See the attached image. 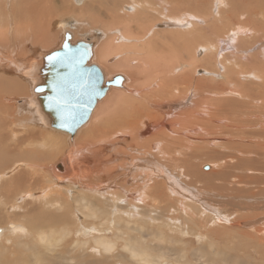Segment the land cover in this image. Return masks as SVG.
I'll list each match as a JSON object with an SVG mask.
<instances>
[{"label": "bare ground", "instance_id": "obj_1", "mask_svg": "<svg viewBox=\"0 0 264 264\" xmlns=\"http://www.w3.org/2000/svg\"><path fill=\"white\" fill-rule=\"evenodd\" d=\"M66 1H68V0H66ZM110 1L111 0H106V2H109V3H110ZM115 1H117L119 3L118 0H115ZM156 1H158V0H156ZM180 1H182V0H180ZM113 2L111 1V4ZM222 2H223V0H222ZM9 3H10V1H9ZM18 3H20V2H18ZM25 3H27V2H25ZM76 3L82 4L83 0H75V4ZM130 3H132V2H130ZM51 4H52V2H51ZM34 5H35V3H34ZM85 5H87V3ZM164 5L166 6V2L164 3ZM175 5H179V4L176 3V4H174V6ZM19 6H23V4H21ZM63 6L64 5H62V7ZM91 6H93V7L97 6L98 9H101L103 7V3H102V1L97 3V4L91 3ZM105 6H107V5H105ZM135 6L138 9H141L143 14L145 12H150V8H152L151 10L156 9V3L152 2L151 0H138L137 3L135 4ZM68 7H69V5H68ZM112 7H115V5H113ZM184 7H186V5ZM104 8L105 7H103V9ZM164 8L166 9V7H164ZM11 9H12V7H11ZM45 9L47 10V7H45ZM64 9H65V7H64ZM98 9H97V14H98ZM106 9H108V8H106ZM184 9L186 11V8H184ZM14 10L16 11V9H14ZM75 10H76V8H75ZM109 10L112 11L113 9H109ZM26 11H28L27 8H26ZM117 11H119V10H117ZM172 11H174V10H172ZM189 11H191V10H189ZM189 11H188V13H189ZM207 11H209V10H207ZM210 11H213V10L211 9ZM49 12H51V11L49 10ZM53 12H55V10H53ZM53 12H52V14H53ZM90 12H93V11H89V13ZM248 12L251 13L252 11L249 9ZM71 13H73V12H71ZM124 13L128 14L127 19H125L127 22L124 21L120 15H118V19L120 18V22H121V20H123L125 22L123 29L125 31L126 30L129 31V27L131 26V20H132L131 19V16H132L131 13L132 12L130 11L129 7L124 6V8L121 9L122 16L124 15ZM138 13L141 14L140 11ZM195 13H197V12H195ZM21 14H23V13H21ZM65 14H67V13H65ZM162 14L167 15V14H165V12H162ZM217 14H219V13H217ZM49 15H51V14H49ZM70 15H72V14H70ZM137 15L138 14L136 13V16ZM157 15H158V12H157ZM238 15H239V13L237 11H235L234 14H232V15L226 14L225 16L222 17L221 26H224V24H228L229 26H232V24L235 23L234 22V20L236 19L235 17ZM77 16H78V14H77ZM144 16H145V14H144ZM210 16L211 15H209L208 17H210ZM111 18H115V17H111ZM22 19L23 18H21V20ZM83 19H86L89 22L93 18L92 17L90 18V16H89L88 18H82V20ZM118 19L114 20V21H118ZM6 20L9 22L10 19L6 18ZM26 20H22L21 21L22 23H19L18 20L14 21V19H12V21H14L13 26L11 25L12 23L9 24L6 21V24H4L2 22V20H0V42H2L3 45L5 44L8 46V47L6 46L7 49H2L0 47V69H3L5 71L6 70L9 71L10 69L11 70L13 69L11 71L12 73L9 71L12 76L15 74L14 71L18 69L17 71H15L16 73L19 74L20 71H23L22 73L20 72L22 76L28 78L31 81V83L34 80L32 87L35 88V86H36V88L34 89L36 91L32 90V94L30 97L16 98L15 102L18 104H26L27 106L34 109V111L37 114L36 122H39L40 124L50 128V129L55 130L56 132H63V134L64 133L69 134V147L67 148L63 157H61L58 161H55V163L51 166L52 171L56 174V176L58 178H62L61 180L65 179L66 177L67 178L69 177L68 179H65L64 181H60L57 178V180H59L57 182V185L65 183L64 184L65 186H63V185L59 186L60 187L59 189H62L61 191H64L63 193H65L69 189H80V188L81 189L87 188V190L92 189L94 191H97L100 195L104 194L101 196V198L107 197V198L112 199L111 202L116 206L115 209L116 210L119 209L117 212V213H119V215L116 214V216H115L119 220H124L125 219L124 217H127V218L132 219V220H134L133 218L136 216L139 217V219L134 223H131L129 220H127L126 224L124 225V227L126 228L125 230H127V231L121 230L119 228L120 225L118 223H117L116 228H115L116 234H117L116 238L117 239H120V238L125 239V242H124L122 247L124 250H126L132 256V258L136 257L140 262H143L145 264H166L164 258L166 256L165 254L168 253V251H171L170 247H172V250L176 249L180 252L187 251V253H189L188 248L190 246V243L177 245V243L174 242V244H172V246H170V247H168L167 245H166L167 246L166 247L164 244L161 245L160 242L154 243L153 240L158 239L159 237L163 236L164 234H166V235L169 234V233H167V229H171L173 233H179V231L183 227V226L180 227V225H182L183 222L179 220L173 224H170V226L166 227V225H165L163 228H161V226L164 224H159L158 222H160V221L163 222V216H167V215H163L165 211L172 210V211L177 212L178 210L179 211L191 210L193 212L192 214H185V217L187 219L189 218V221H191V219L194 218L195 216H200L201 218H203V220L207 219L210 222H215L216 219H221L222 214H220L221 212H218L219 210L215 211L214 204L211 201H207L206 199L216 198L215 203H222V204L224 202H228L229 199H228V196L226 195V192H225L227 190L234 192L237 195L239 192L245 190L248 194H250L251 196H254L252 198L256 197L258 199L264 194V187H259V189H257V187H256L257 183L259 184V182L260 183L264 182V177H260L259 174L257 173L258 175H255V176L260 177V179H259L260 181L257 180V181H259V182H257L256 177L253 175V173L256 174L258 169L259 170L264 169L262 166H260L261 162L258 160V158H259V156H261V154L264 155V91H262V90L258 91V89L256 91H244L243 90V91H240L241 94L237 93L238 94L237 96H239L240 99L233 98V97H228V98H224V99H209V96L206 95L205 91H173L175 76H174V73L171 69H173L174 67H172V66L167 67V64L170 63L172 60H174L176 55L178 53H180L181 51L180 50L176 51L175 48L170 47V50L168 52H166L165 54H163L165 51L158 47V41L157 40H155L153 43H148V44L144 45V47H143V56L150 61V64L149 65L141 64V65L136 66L135 69H131L133 72H135L133 75L134 83H136L137 86H143L146 84L147 85L146 88L147 87L150 88V90H148V91L146 89H143V88L141 90H137V88L133 87L132 85H130V83H128L129 77L125 73H115L112 75H107L105 72L107 70L110 71L111 70L110 68H112V67L122 65L119 62L109 64L108 61H110V58H112V56L109 58V56L112 53H114L116 51L118 54L117 50L124 49V46H121L120 44L114 43V40L112 38L109 39L108 41L102 43L101 45H99L98 44L99 40L102 39L100 36V35H102L101 32H97V34H94V35L93 34L92 35H89V34L85 35L84 34L83 38L80 40L79 39L78 40L73 39V37L71 38V35H70L71 31L68 29H65L68 26V22L63 21L60 23V25L62 27H64L63 33H62L63 37H62V41H61L62 44L60 43L61 46L65 42H69L71 44H75L79 41L86 42L89 45L91 52H92V54H91L92 59L89 60L88 64H93L92 61H93L94 57L96 56L95 53H97V51H98L99 57L101 58V61L104 64L103 65L104 69L100 65L99 66L101 67V71L103 73V87L106 88L105 94H108L109 96H108V98L106 97L107 99H105V98H103V96H105V94H104L101 98H99L97 100L96 104L98 105L104 99L105 100L103 103H105L109 99H113L115 101V105L112 108H110V110L107 112V114L104 115L105 117H103V118L101 117L102 119L99 122L94 123V125H92L93 127L89 125L90 128L92 127L91 130H90V128L89 129L85 128V130H87V131L90 130V131L87 133L84 132V134H82V136L79 139V141L81 140L80 142L76 139L79 143L75 147L74 140L77 137V135L79 134L78 133V132H80L79 130L82 129L83 127H85L86 124H82V126H80L81 128L78 127L76 129L77 131L75 130L74 132H70V131L65 130V129H60L56 126L57 116L55 114V110L54 109H45V105H44L45 96L50 92V84L54 81V78H55V75H54L55 67L52 65V62H50V53L61 48V46L59 45V47L57 49L56 48L54 50L52 49V51L50 50V51H40L39 52V50H36V52L34 54L38 53V55L29 56L26 59H24L23 62L20 61L19 56H16V54H18L17 53L18 51L15 49V46H14V44L15 45L17 44V37L19 36L18 34H22V35L29 34V35H31L30 32H33L36 29L38 30L40 28V25H41V23L40 24L37 23V20L33 21V19H32L33 22L28 21L29 19L27 21ZM44 20H46V18H44ZM75 20H77V18ZM114 21H113V23L115 24ZM55 22H56V20H55ZM94 22H95V20H94ZM94 22H93V24H94ZM98 22H102V21L99 20ZM98 22H96V24ZM51 23H53V22L51 21ZM51 23L48 22L47 25L48 24L51 25ZM106 23H108V22H106ZM121 23H123V22H121ZM211 23H212V21H211ZM213 23H214V21H213ZM43 24H42V26H43ZM237 24H235V25H237ZM45 25H46V23H45ZM50 25H48V26H50ZM102 25H104V22L101 24V26ZM38 26H39V28H38ZM48 26H47V30H48ZM96 26L98 27V24ZM99 26H100V24H99ZM108 26H109V24H108ZM157 26L163 28L164 23L162 21L158 22L155 26V30H156ZM200 26H201V24H200ZM202 26H203V24H202ZM51 27H49V29ZM103 27H105V25ZM40 30H42V27ZM44 31H45V29H44ZM44 31H39L37 34L38 37H35V39L37 38L39 41H42V42H45L47 39H49L47 34L44 33ZM50 31H51V29H50ZM114 32H116V31H114ZM159 33H163V32L159 31L157 34H159ZM130 34H131V32H130ZM198 34H199V32H198ZM209 34H210V32H209ZM222 34H223V32H222ZM219 35H221V34H219ZM244 35H246V34H244ZM122 36H123V34H122ZM122 36H119L118 38L121 39ZM166 36H167V34H166ZM176 36L177 35H174L173 39H175ZM221 36L224 37V35H221ZM184 37H185V40L187 42H189V44H191V43L199 44L198 42H199L200 36L193 34L191 36V38H188L184 34ZM28 38H29V36H28ZM23 39H26V37L25 38L23 37ZM37 39H36V41H37ZM251 39H252V37H251ZM9 42H11V45H9ZM24 42L22 41L18 45H22V43H24ZM240 42H242V41H240ZM232 43H233V41H232ZM246 45H248V44H246ZM139 46H140V44H139ZM22 47L25 50L26 47L21 46V48ZM217 47H218V45H217ZM27 48L29 49V47H27ZM32 48H30V49H32ZM178 48L180 49V47H178ZM210 48H211V46H210ZM204 49H206V46ZM207 50H209V49H207ZM213 51L215 52V50H213ZM116 52H115V54H116ZM193 52L194 51L189 53V55L192 54ZM12 53H14V54H12ZM131 53H133V52H131ZM224 54H226V53H224ZM28 55H30V54H28ZM121 55H124V53ZM133 55H135V53H133ZM23 56H25V53H23ZM194 56H197V55H194ZM194 56L193 55L189 56V61L188 62L186 61L187 63H183V62H182L183 64L181 63L183 66H188V70L186 71L185 74L183 73V75L180 76L179 80H177V78H175L177 86L180 83H188L191 80V78H192L191 72H193L192 71L193 67H195L194 65L197 64V62H198L197 58H195ZM209 56L211 57V55H209ZM233 56H236V55H233ZM25 57H23V58H25ZM236 57L234 59H236ZM17 58H19V59H17ZM110 62H112V59ZM179 62H181V60ZM19 63L21 64V66L23 65L22 68L18 67ZM201 63L202 62H200L199 64L201 65ZM213 63H214V61H213ZM238 64H239V62H238ZM125 67L130 69L129 65H127V66L125 65ZM198 67H200V66H198ZM145 68H147L146 73L149 75L150 79L148 78V80H146V79L141 80V78H142L141 77V74H142L141 71H142V69H145ZM185 68H187V67H185ZM181 69H183V68H181ZM205 69H207V68H205ZM239 69H240V67H239ZM178 73H180V72L178 71ZM229 73L230 72H228V74ZM2 74H4V73H2ZM6 74H7V72H6ZM255 75H256V73H255ZM173 76H174V78H173ZM206 76H207V74H206ZM13 77L15 79L9 78V76L6 75L4 77V79H5L4 81H6V82L16 81V84L13 85V89H15V90H17L19 87H23V84H18V83H23V82H21L18 78H16L17 76H13ZM195 77H197V76H195ZM202 78H204V77L202 76ZM209 78H210V76H209ZM221 78H222V76H221ZM0 81H3V80L0 78ZM230 84H232V83H230ZM1 86H2V84H0V89H1ZM2 87L6 88L7 85H3ZM143 87H145V86H143ZM25 88H26V86H25ZM203 88H205L204 85H199L196 87V90H203ZM6 89H8V88H6ZM113 89H115L116 91H112ZM246 89H248V88H246ZM40 90H42V91H40ZM188 92H190V93L192 92V94H193L192 97L194 98L195 104H196V107L192 110L187 109L189 111H185L186 110L185 109L184 110L185 112L179 113L180 112V110H179L180 104H177V103H163V104L158 103L160 101H166L167 99H171V98H177V97H181V96H182L181 98H183V96ZM221 93L223 94V92H221ZM227 93H231V92L227 91ZM2 95L3 94L0 93V104L2 103V106H4V104H3L4 101L2 100L3 99ZM196 96L197 97L199 96V98H196ZM136 97H138L139 100H137ZM4 100H5V98H4ZM183 100H185V99H183ZM10 101H12V100H10ZM255 101L261 102V105L254 104ZM15 102H14V104H16ZM14 104H12L11 106L13 107ZM195 104H194V102L191 103V105H193V107ZM97 105H96V107H97ZM228 105H229V108H227ZM188 106H189V104H188ZM96 107L94 108V110H92L93 112H91L92 114H90L91 117H92L94 111L97 110ZM161 110L165 111V112H162ZM250 112H257L259 115H255L254 117H252V115H250ZM243 113H245V116ZM94 115H95V113H94ZM94 115H93V117H94ZM91 117H90V119H91ZM91 120H92L91 122H94V119H91ZM218 123H220V124H218ZM91 124H93V123H91ZM0 125H2V124H0ZM143 126H147V128L145 130L143 129L144 131L141 130V128ZM12 129L8 128V129H0V130L4 131V130H12ZM151 130H155V133H153L149 137H146L145 139H141L142 138L141 137L142 132L148 133ZM45 131L46 130H43L42 135H44ZM21 133H22V131H21ZM47 133L48 134L47 135L45 134V137L48 138L49 146L51 147V150H53V148L55 146H58L59 140L62 138L56 139L57 137H55V136L53 137L55 132L51 133V134H53L52 136L49 135V132H47ZM33 134H34V132H33ZM5 136L10 137V138L16 137L15 139H18V137H19V135L15 136V134L14 135L13 134L12 135L6 134ZM5 136H4V138H5ZM35 137H32V138H35ZM67 137H65V138H67ZM116 137H119L121 140L125 139V138L133 139L135 144H133V142H132L133 145H132L131 149L126 151L127 149L124 150L123 147L119 148L117 146V144H118L117 142H112L115 140ZM190 137L191 138L199 137L200 138L199 140H201V138L203 139L204 137H206L207 139H209L211 141H218V142L213 144L212 142L205 141V144H198V143H194ZM63 138H64V136H63ZM6 139L7 140H4V141H6L7 144L6 143L2 144V142H3V140H2V141H0V147L3 148V151H2V153L4 154L3 157L8 158L10 156V149L12 151H18L21 147L20 144H22V143L24 144V142L22 141V142L12 143L13 142L12 140H11L12 141L11 142L8 138H6ZM19 139H21V138H19ZM218 139H226V142H221L222 140L219 141ZM239 139L247 140L248 144H245V145H243L242 143L240 144L238 142ZM24 140H26V138ZM44 140H42V142H45ZM125 140H127V139H125ZM29 141H31V144L34 143V142H32L33 140H29ZM60 142L62 143L63 141H60ZM121 142H120V144H122ZM203 142H204V139H203ZM27 143L29 144L30 142H27ZM63 143H62V145H64ZM39 144L34 143L33 145L39 146ZM42 145L43 144H41V146ZM43 146L44 147H42L41 149H44V148L48 149L49 148L48 144L46 146L44 144ZM212 146H214V147H212ZM23 147H24V145H23ZM28 147H29V145H28ZM28 147H26V148L24 147V148L27 149ZM62 147L65 148V145ZM124 148H126V147H124ZM157 148H160V152H155V150ZM231 148H234V150H231ZM30 149H31V146H30ZM39 150H40L39 148H32L31 149L30 155L33 157L32 159H34L35 163L38 160H40V162H41L44 159V157H41V155L39 154ZM30 155H28V156H30ZM248 156L252 157V160H250L251 163L246 165L243 162H247ZM214 159H217L220 161L219 162L220 166L218 167V169L217 170L214 169L213 171L205 170V169H208V166H206L204 169L203 165H202L203 162L211 161ZM30 161H32V160H30ZM24 163H25V161H24ZM27 163H29V162H27ZM222 163H224V164H222ZM12 164H14V163H12ZM30 164L31 163H29V165ZM41 166H44V164L41 163ZM27 167H25V168H27ZM16 170L18 171V169H16ZM173 170H176L177 172L174 173ZM10 171H12V170H10ZM17 173H21V171H18ZM212 177H216V181L218 180V183H215L211 179ZM211 180H212V182H211ZM52 181L54 182V180H52ZM253 181L256 182V186H255L256 190H254L255 189L254 186L249 187L252 190L247 189V188L243 189V185H249V183L251 184V182H253ZM40 182H41V179L34 172H31V177L29 175H26V174H18L17 176H15L11 179V186H8L6 188L5 193L9 190H14V189L31 190L32 191L34 188H36L35 186L38 185ZM177 186L178 187L182 186L181 188L184 187V188H187L188 190H190L192 188L197 189L198 194L200 195V198L198 199L199 196L198 197L196 196V198H194V199L198 203H200L201 208H200V206H195V204H191L190 202H188L189 197L181 194V192ZM258 186H260V185H258ZM82 191H84V190H81L80 192H82ZM191 192H189V193H191ZM89 193H91V192H89ZM78 194H79V191H78ZM83 194H85V193L83 192ZM194 194H197V193L194 192ZM236 194L233 196H231V194H230V196L234 197V199L235 198L237 199L238 196L236 197ZM4 196H6V195H4ZM27 196L32 198L33 196H36V195L34 193H32V194H27ZM90 196H92V198H93L96 195L94 193V194H91ZM190 196L192 197V195H190ZM193 196H195V195H193ZM79 197H81V196H79ZM226 197H227V200L224 199ZM73 198H74V196L72 197V199ZM124 199L128 200V202L126 201L127 204L124 203V205H121V201ZM194 199L193 200L191 199V200L195 201ZM75 201L77 202V204H75L77 207H75V205L73 206V203L70 202L69 207L68 208L66 207L67 211L74 207L73 211L78 214L79 213L78 208L81 207L82 209H84L83 211L87 215V217H92V219L89 221L85 220L82 224H81V222L78 223L77 229L74 230L76 233H79L80 231H82V233L86 232L87 229L89 228V226L96 221H98L99 227L106 226L107 224L110 223L109 222V216H111V215H106L107 212L99 211L100 209H97L96 208L97 206L95 208H90L91 207L90 205H92V204L94 205V202L92 203V202H90V200H88L89 202L86 200L85 204L82 205L80 203L82 200H79L78 197H76ZM0 202H1V199H0ZM52 202L53 201L48 202L47 203L48 205L44 204V206L45 207H49V206L53 207V206L57 205V203L51 204ZM123 202H125V201H123ZM231 203H235V202H231ZM236 203H238V202L236 201ZM238 204H240V203H238ZM102 206H104V205L102 204ZM37 207L40 208V206H37ZM92 207H94V206H92ZM122 207H124V208H122ZM246 207H247V205H246ZM90 209H91V212L85 211V210L89 211ZM31 210L36 211V208L31 207ZM57 210H59V209H57ZM59 211H61V210H59ZM62 211H63V207H62ZM198 211H200V212L198 213ZM18 212H16V213H18ZM42 213H43V211H42ZM210 213L214 214L216 219L213 217L211 218V216L209 217L208 215ZM60 214H63V212L62 213L60 212ZM43 215H44V213H43ZM48 215L51 217H54V219L51 220L52 227L55 228V226L58 225V223H61V222H59L61 215H59V214L54 215L53 213H50V212L48 213ZM168 215H170V214H168ZM47 216H46V218H47ZM75 220H76V218H75ZM209 221H208V223H209ZM36 223L37 222H35L34 225ZM208 223H205V225L197 226V230L194 229L196 232V233L194 232L196 234V236L197 237L199 236L200 239H202V240L204 238H208V235H211L207 232L210 229V227L208 226ZM13 224H15V223H13ZM69 224H71V223H69ZM235 224H236V222H235ZM39 225H37V227ZM44 227H45V225H44ZM184 227H185L184 229H186L187 233H189L190 229H188V226L187 227L184 226ZM70 228H73V227H70ZM206 228H209V229L206 230ZM2 231H3V229L0 228V233ZM66 231H67V229H66ZM91 231L96 232V231H99V229L97 227H92ZM235 231H236V229H235ZM54 235L56 236L55 232H54ZM54 235H53L52 229L50 231H46V230H44V228H42L39 231L38 237H37L38 243L34 245L35 248H33V250L31 249L33 254L35 256H37V260L33 261L34 263L31 262V264H38V262L41 261L42 258L40 259V257L42 254H41L40 249H43V247H44V250L46 248L50 249V246L54 247V246L59 245L58 244L59 240L56 237H54ZM69 235H71V234H69ZM164 238H165V236H164ZM59 239H61V238L59 237ZM169 240H171V238ZM60 241H62V240H60ZM93 241L95 244H97L98 246L101 247L100 251L104 250L106 253H113L116 250L115 249L116 244H117L116 239L112 240L107 236H98V237H95ZM165 241H167V240H165ZM162 242H164V241H162ZM79 245H82V246L88 245V241L87 242H79ZM202 246L208 250L207 244H204ZM53 247H51V248L53 249ZM80 248H84V247L80 246ZM94 248H95L94 250L99 251V249L96 248L95 246H94ZM168 248H170V250H168ZM51 251H53V250H51ZM180 252H178V253L180 254ZM172 253L173 252H171V254ZM46 255L43 254V256H46ZM64 256H65V254H64ZM85 256L86 255H81V254L76 253V255L73 256L72 258H69L66 255V259H70L71 261H74L75 259L78 261L84 260L87 263L91 262L93 264H111V263H109V259L111 257H103L101 260H98L96 257H94L93 259H89V258H86ZM90 257H92V256L90 255ZM177 257H178V255H177ZM202 257L203 256H200L199 260ZM227 257H230V256H227ZM35 259H36V257H35ZM42 260L44 262V258ZM203 260L205 261L206 258H204ZM227 260H228V258H227ZM18 261H20V264H25L26 262H30L29 260H26L23 258L21 260L19 259ZM188 261H190V260H188ZM200 261L202 262V260H200ZM204 261H203V263L206 262V261L205 262ZM229 261H231V260H229ZM117 262H118L117 264L121 263L120 261H117ZM192 262L187 263V264H196L197 263V262L196 263H194V262L192 263ZM207 262H209V261H207ZM177 263L185 264L186 261L185 262L177 261Z\"/></svg>", "mask_w": 264, "mask_h": 264}, {"label": "rangeland", "instance_id": "obj_2", "mask_svg": "<svg viewBox=\"0 0 264 264\" xmlns=\"http://www.w3.org/2000/svg\"><path fill=\"white\" fill-rule=\"evenodd\" d=\"M9 1H10V3H9ZM17 1L20 3H18ZM65 1L66 0H51V1L50 0H27V1L26 0H5V1L0 0V18H1L0 20H2V22L4 24H6V21L8 20V19L6 20V18L10 19L9 22L7 21V23H9V24L12 23L11 24L12 26L14 25L13 22L15 20L16 21L18 20L19 23H22L21 22L22 20H26V19L28 20L29 19L28 21H32V19H33V21L37 20V23H39V24L41 23L40 28L38 26V28H39L38 30L37 29L34 30L35 31V32L33 31L34 33L30 32L31 35H29V34H24V35L18 34L19 36L17 35L19 38L17 37V44L16 45L14 44V46H15V49L18 51L17 52L18 54H16V56H19L20 61L23 62V60L29 56L38 55V53L34 54L36 52V50H39V52L40 51H50V50L52 51V49L53 50L55 48L57 49L59 47V45L61 46V44H62L61 41H62V37H63L62 33H63L64 27H62L60 25V23L63 21H65V22L67 21L68 26L65 29H68L71 31V33L70 32L69 33L71 35V38L73 37V39H77V40L79 39L80 40L83 38L84 34L85 35H88V34L94 35V34H97V32H101L102 35H100V36L102 39H100L101 41L99 40V43H98L99 45H101L102 43H104V42H106L112 38L114 40V43H117V44H120L121 46H124V49L117 50L118 54L115 51L116 54L114 52L109 56V58L112 56V58H110V61L112 59V62L108 61L109 64L119 62L122 65L110 68L112 71L111 70L110 71L104 70V71L106 72L107 75H112L115 73H125L129 77L128 83H130V85H132L133 87L137 88V90H141L143 88V89H146L148 91V90H150V88H148V87L146 88V86H147L146 84L143 85L145 87L137 86V84L134 83V78H133V75L135 72H133L131 69H135L136 66L141 65V64H144V65L150 64V61L143 56V47H144V45H146L148 43H153L155 40H157L158 41V47L165 51L163 54L168 52L170 50V47L175 48L176 51H178V50L181 51L180 53H178L176 55L174 60H172L170 63L167 64V67H170V66L174 67L171 70L173 71L174 76H175V78H177V80H179L180 76H182L183 73L185 74L186 71L188 70V66H183L182 64L187 63L189 61V56H192V55L198 56V57L194 56L195 58H197L198 62H197V64L194 65L195 67H193V70H192L193 72H191L192 78L188 83H180L177 86L176 79L173 76V78H174L173 91H205L206 95L209 96V99H224V98H228V97L240 99V97L237 96L238 95L237 93L241 94L240 91H243V90L244 91H256L257 89H258V91H261V90L264 91V20H263L264 19V0H223V2H222V0H216V1L215 0H182V1H180V0H171V1L170 0H158V1L154 0L153 1V0H151L152 2L156 3V9L151 10L152 8L149 7L150 12H145L144 13L145 16L142 13V10L138 9L135 6V4L137 3L138 0H133V1L132 0H118L120 4L115 0H111L112 2L114 1L112 4H111V1L109 3V2H106V0H99V1L98 0H89V1L83 0L82 4L81 3L75 4V0H68L66 2ZM101 1L103 3V7H105L104 9H103V7L101 9H98L97 6H96L97 8L91 6V3L97 4ZM25 2H27V3H25ZM51 2H52V4H51ZM130 2H132V3H130ZM165 2H166V6L164 5ZM34 3H35V5H34ZM86 3H87V5H85ZM176 3H178L179 5L174 6V4H176ZM21 4H23V6H19ZM62 5H64V6L62 7ZM68 5H69V7H68ZM105 5H107V6H105ZM113 5H115V7H112ZM185 5H186V7H184ZM124 6L129 7L130 11L132 12L131 13V15H132L131 19L132 20H131V26L129 27V31H127V30L125 31L123 29L124 24H125L124 21H126L125 19H127V16H128L127 13H124V15H123L124 17L121 14V9H123ZM163 6L166 7V9ZM11 7H12V9H11ZM45 7H47V10L45 9ZM64 7H65V9H64ZM13 8L16 9V11ZM26 8L28 11H26ZM75 8H76V10H75ZM106 8H108V9H106ZM184 8H186V11ZM97 9H98V14H97ZM109 9H113V10L110 11ZM211 9L213 11H210ZM249 9L252 11L251 13L248 12ZM49 10L51 12H49ZM53 10H55L56 13L53 12ZM117 10H119V11H117ZM172 10H174V11H172ZM189 10H191V11H189ZM207 10H209V11H207ZM89 11H93V12L89 13ZM139 11L141 12V14L138 13ZM188 11H189V13H188ZM235 11H237L239 13L238 16H236V17L234 16L236 18L234 20L235 23L232 24V26H229L228 24H224V26H221L222 17L225 16L226 14L232 15V14H234ZM52 12H53V14H52ZM71 12H73V13H71ZM157 12H158V15H157ZM162 12H165V14H167V15H163ZM195 12H197V13H195ZM21 13H23V14H21ZM65 13H67V14H65ZM136 13L138 14L137 16H136ZM217 13H219V14H217ZM49 14H51V15H49ZM70 14H72V15H70ZM77 14H78V16H77ZM118 15H120L121 18H123L124 21L121 20V22H123V23L120 22V18L118 19ZM209 15H211V16L208 17ZM19 16L23 19L21 20V18ZM89 16H90V18L91 17L93 18V19H91L92 22L91 21L88 22V20H86V19H83L84 21L82 20V18H88ZM111 17H115V18H111ZM44 18H46V20H44ZM76 18H77V20H75ZM12 19H14V21H12ZM98 19L101 20L102 22H98L99 21ZM117 19H118V21H114ZM55 20H56V22H55ZM94 20H95V22H94ZM210 20L212 21V23ZM51 21L55 25L53 23H51ZM113 21L115 22V24L117 26L113 23ZM160 21H162L164 23L163 28L157 26L156 30H155L156 24ZM213 21H214V23H213ZM44 22L46 23V25ZM48 22L51 23V25L48 24L50 26L47 25ZM93 22H94V24H93ZM96 22H98L97 23L98 27L96 26L97 25ZM103 22H104L105 27H103L104 25L101 26V24ZM106 22H108V23H106ZM199 23L201 24V26ZM42 24H43V26H42ZM99 24H100V26H99ZM108 24H109V26H108ZM202 24H203V26H202ZM235 24H237V25H235ZM47 26H48V30H47ZM41 27H42V30H40ZM49 27H51L50 28L51 31H50ZM43 28L45 29V31ZM39 31H44V33L47 34L49 39H47L45 42H42L36 38L37 39V41H36L35 37H38L37 34ZM114 31H116V32H114ZM159 31H161L163 33L157 34ZM130 32H131V34H130ZM198 32H199V34H198ZM209 32H210V34H209ZM222 32H223V34H222ZM122 34H123V36H122ZM166 34H167V36H166ZM184 34L188 38H191V36L193 34L200 36V39L198 42L199 44H196V43L189 44V42H187L185 40ZM219 34L224 35V37H222ZM244 34H246V35H244ZM174 35H177L175 39H173ZM28 36H29V38H28ZM119 36H122L121 39L118 38ZM23 37L24 38L26 37V39H23ZM251 37H252V39H251ZM20 41L21 42L25 41V42L22 43V45H18L21 43ZM232 41H233V43H232ZM240 41H242V42H240ZM139 44H140V46H139ZM246 44H248L249 46ZM9 45H11V42H9ZM217 45H218V47H217ZM6 46L7 45H5V44L3 45V43L0 42V47L2 49H7L8 46L7 47ZM21 46L26 47L25 50L23 47L21 48ZM205 46H206V49H204ZM210 46H211V48H210ZM27 47H29V49ZM178 47H180V49ZM30 48H32L33 50ZM207 49H209V50H207ZM213 50H215V52ZM192 51H194V52L189 55V53H191ZM22 52L25 53L26 57L23 56ZM131 52L135 53V55H133V53H131ZM123 53H124V55H121ZM224 53H226V54H224ZM12 54H14V53H12ZM28 54H30V55H28ZM95 55L96 56L94 57L92 63L96 64L100 69H101V67L103 68L104 64L101 61V58L99 57L98 51H97V53H95ZM209 55H211V57ZM233 55H236L237 57L233 56ZM23 57H25V58H23ZM235 57H236V59H234ZM19 58H17V59H19ZM91 59H92V56H91L90 60ZM180 60H181V62H179ZM213 61H214V63H213ZM200 62H202L201 65L199 64ZM238 62H239V64L240 63L241 64L239 65ZM125 65L126 66L129 65L130 69L125 67ZM198 66H200V67H198ZM18 67L22 68L23 65L21 66V64L19 63ZM185 67H187V68H185ZM239 67H240V69H239ZM147 68L142 69L141 80H145V79L148 80V78L150 79L149 75L146 73ZM181 68H183V69H181ZM205 68H207V69H205ZM12 70L10 69L9 71L11 72ZM17 70H15V71H17ZM9 71L8 70L5 71L3 69H0V78L3 80V81H0V84H2V86L7 85L6 88H8V89H6V88H3L1 86V89H0V93L3 94L2 100L4 101L3 102L4 106H2V103L0 104V124H2V125H0V129H8V128L9 129L13 128V129L12 130H4V131L0 130V141L3 140L2 144H5V143L7 144V142L4 140H7L6 138H8L10 141L11 140L13 141V142L11 141L12 143L23 141L24 144L23 143L20 144L21 147L18 151H12L10 149V156L8 158L3 157V155H4L2 153L3 148L0 147V199H1V202H0V228L3 229V231L0 233V264H20V261H18V260L19 259L21 260L22 258L30 261V262H26L25 264H31V262L36 261L37 256H35L33 254L32 250H33V248H35L34 245L38 243V241H37L38 233L42 228H44V230H46V231H50L52 229L53 235H54V232L56 234V236L54 235V237H56L59 240V243H58L59 245L54 246V247L50 246V249L53 251H51L49 248H46L47 246L45 247L46 248L45 250H44V247H43V249H40L42 255H41V257L40 256L39 257H40V259L44 258V262L41 259V261H39L38 264H44V263L45 264H67V263L68 264H93L91 262L87 263L84 260L78 261L75 259L74 261H71L70 259H66V255H67V257L72 258L73 256L76 255V253L81 254V255H86L85 257L89 258V259H93L94 257H96L98 260H101L103 257H111L109 259V263H111V264L112 263L117 264L118 263L117 261H120L121 262L120 264H145L143 262H140L136 257L132 258V256L126 250L123 249L122 246L125 242L124 238H120V239L116 238L117 234H116L115 228H116L117 223L120 225L119 228L121 230L127 231V230H125L126 228L124 227L127 220H129L131 223H134L139 219L138 216L134 217L133 218L134 220L129 219L127 217H124L125 218L124 220H119L117 217H115L116 214L119 215V213H117L119 209L118 210L115 209L116 206L111 202L112 199L107 198V197L101 198V196L104 194L100 195L97 191H94L92 189H88V190H87V188H85V189H81V188L80 189H69L65 193H63L64 191H61L62 189H59L60 188L59 186H62V185L65 186L64 185L65 183L57 185V182L59 180L64 181L65 179H68L69 177L68 178L66 177L65 179L61 180L62 178H58L56 176V174L52 171L51 166L55 163V161H58L61 157H63L67 148L69 147V134H66V133L63 134V132H56L55 130L50 129V128L40 124L39 122H36L37 114L34 111V109L27 106L26 104H18L15 102L16 98L30 97L32 94V90H34L36 88V86H35V88L32 87L34 80L31 83V81L28 78L21 75V73L23 71H20L21 73L19 72V74L14 71L15 74L13 76H17L16 78H18L21 82H23V83L17 82L18 84H23V87H19L17 90L13 89V85L16 84V81H13V82L12 81L11 82L4 81L5 80L4 77L6 75H8L9 78H14L10 74ZM178 71L180 73H178ZM6 72H7V74H6ZM228 72H230V73L232 72V73L228 74ZM2 73H4V74H2ZM255 73H256V75H255ZM206 74H207V76H206ZM195 76H197V77H195ZM202 76L204 78H202ZM209 76H210V78H209ZM221 76H222V78H221ZM230 83H232V84H230ZM198 84L204 85L205 88H203V90H196V87L199 86ZM25 86H26V88H25ZM239 86L240 87L242 86V87L240 88ZM246 88H248V89H246ZM34 91H36V90H34ZM40 91H42V90H40ZM112 91H116V90L113 89ZM227 91H229L231 93H227ZM221 92H223V94ZM192 95H193L192 92L191 93L188 92L183 96V98H181L182 97L181 96V97H177V98L167 99L166 101H160L158 103H162V104L163 103H177V104H180V107H179L180 112L179 113H181V112L192 110L196 107L195 100L192 97ZM108 96H109L108 94H105V96H103V98L107 99ZM4 98L6 101L4 100ZM196 98H199V96L198 97L196 96ZM136 99L139 100L138 97H136ZM183 99H185V100H183ZM10 100H12V101H10ZM104 100L101 101L102 103L100 102L98 105L96 104L97 107L95 105V107L97 109V110L95 109L96 111H94L95 115L93 113L94 117H93V115H92V117L90 116L91 119H94V122H91L92 120L89 117V119L84 123V124H86L85 127H83L82 129L79 130L80 132H78L79 134L77 135V137L74 140L75 147L81 141V140L79 141V139L82 136V134H84V132L85 133L89 132L91 130V128L93 127L92 125H94V123L99 122L103 117H105L104 115L107 114V112L110 110V108H112L115 105V101L113 99H109L108 101L103 103ZM14 102L16 104H14ZM193 102L195 104L194 107H193V105H191V103H193ZM12 104H14L13 107L11 106ZM188 104L190 107L188 106ZM254 104L261 105V102L255 101ZM94 108H93V110H94ZM227 108H229V105ZM187 109H189V110H187ZM12 112L13 113L15 112L16 114L15 113L13 114ZM162 112H165V111H162ZM243 114L245 116V113H243ZM250 115H252V117H254L255 115H259V114L257 112H250ZM91 123H93V124H91ZM218 124H220V123H218ZM89 125L92 127L90 128ZM85 128L86 129L90 128V130L87 131V130H85ZM146 128H147V126H143L141 128V130H143V129L145 130ZM43 130H46L44 135H42ZM21 131H22V133H21ZM33 132H34V134H33ZM47 132H49V135H51V136L53 135L51 133L55 132L53 137L54 136L57 137L56 139L62 138L59 140L58 146H55L56 148L55 147L53 148L54 151L51 150V147L49 146L48 138L45 137V134L46 135L48 134ZM153 133H155V130H151L148 133L142 132V134H141L142 138L141 139H145L146 137L151 136ZM6 134H11V135L15 134V136L19 135V137H18V139H15L16 137L10 138V137L5 136ZM4 136H5V138H4ZM63 136H64V138H63ZM32 137H35V138H32ZM65 137H67V138H65ZM19 138H21L22 140ZM25 138H26V140H24ZM43 138L44 139L46 138V139L44 140ZM117 139L119 140L120 138L116 137L115 140L112 142H117L118 143L117 146L119 148L123 147L124 150L127 149L126 151L130 150L132 145L135 144L133 139L125 138L127 140H125V139L121 140L120 139L119 141ZM191 139L194 143H198V144H205V141L212 142L213 144L218 142V141H211V140L207 139L206 137L203 138L204 142H203L202 138H201V140H199L200 139L199 137H197V138L193 137ZM29 140H33L32 142H34L35 144H39L40 142L41 143L39 144V146L33 145L34 143L31 144V141H29ZM42 140H44L45 142H42ZM218 140L219 141L222 140L221 142H226V139H218ZM60 141L64 142V143L63 142L62 143L65 145V148L62 147L64 145H62V143ZM27 142H30V143L28 144ZM120 142L122 144H120ZM132 142H133V144H132ZM238 142L240 144L242 143L243 145L248 144L247 140L239 139ZM26 143L29 145V147ZM46 143L48 144L49 148L47 147L48 149H45V148L41 149L42 147H44L43 146L44 144H45V146L47 145ZM41 144H43V145L41 146ZM23 145L25 148L26 147H28V148L25 149L23 147ZM30 146H31V149L32 148H39L40 149L39 154L41 155V157H44V159L41 162H40V160H38L35 163L34 159H32L33 157L30 155L31 154ZM124 147H126V148H124ZM212 147H214V146H212ZM231 150H234V148H231ZM155 152H160V148H157L155 150ZM28 155H30V156H28ZM30 160H32L33 162ZM216 160L217 159L203 162V164H202L203 168L205 169V167L208 166V169H205V170H207V171H213L214 169L217 170L218 167L220 166V163H219L220 161L217 160L218 161L217 162ZM250 160H252V157L248 156L247 162H243V163H245L247 165V164L251 163ZM258 160L261 162L260 166H262L264 168V164H263L264 163V155L261 154V156H259ZM24 161H25V163H24ZM26 161L31 163V164L29 165V163H27ZM12 163H14V164H12ZM41 163H43L44 166H41ZM222 164H224V163H222ZM25 167H27V168H25ZM16 169H18V171H21V173H17L18 171ZM10 170H12V171H10ZM258 170H257V172L255 171L256 174L253 173V175L255 176V175L259 174L260 177H264V171H263L264 169H260L259 171ZM31 172L36 173L37 176L41 179V182L35 186L36 188H34L32 191L31 190L14 189V190H9L5 193L6 188L8 186H11V179L13 177L17 176L18 174H26V175H29L31 177ZM173 172L176 173L177 171L173 170ZM258 177H256V181L260 179V177L259 178ZM57 178L59 180H57ZM211 179L215 183H218V180L216 181V177H212ZM52 180H54V182ZM212 180H211V182H212ZM259 181H257V182H259ZM254 182L255 181L251 182V184L249 183V185H243V189H246V188L251 189L249 187H253V186L255 188L256 182L255 183ZM258 185H260V186H258ZM181 187L182 186H179L178 189L180 190L181 194L189 197L188 202H190L191 204H195V206H200V208H201L200 203H198L194 199V198H196V196L197 197L199 196L198 199L200 198V195L198 194V190L195 188H194L195 189L194 190L192 188V189H190L192 191L191 192L187 188H184V187L181 188ZM256 187H257V189H259V187H264V182H261V183L259 182V184L257 183ZM81 190H84V191L80 192ZM254 190H256V188ZM78 191H79V194H78ZM83 192L86 195L83 194ZM89 192H91V193H89ZM189 192H191V193H189ZM194 192L197 194H194ZM225 192H226V195L228 196L229 200H228V202H224L223 204L222 203H215L216 198L206 199L207 201H211L214 204L215 211L219 210L218 212H221L220 214H222L221 219H216L215 215L211 214V213L208 215L209 217L211 216V218L212 217L215 218L216 219L215 222H210L207 219L203 220V218H201L200 216H195L194 218L191 219V221H189V218L187 219L185 217V214H192L193 212L191 210H186V211H179L178 210L177 212L170 210V211L164 212L163 215H167V216H163V222L162 221L158 222L159 224H164L161 226V228H163L165 225H166V227L170 226V224H173L179 220L183 222L182 225H180V227L181 226H183V227L181 228L179 233H173L171 229H167V233H169V234H167V235L164 234L163 236L159 237L158 239L153 240L154 243L160 242L161 245L164 244L165 246L167 245L168 247L172 246V244H174V242H176L177 245L190 243V246L188 248L189 253H187V251L180 252L176 249L172 250V247H170L171 251H168V253L165 254L166 256L164 255L165 256L164 259H165L166 264H179V263H177V261H181V262L186 261L185 264L191 263L192 261L194 263L197 262L196 264H264V199H263L264 194L258 199L256 197L252 198L254 196H251L245 190L241 191L242 193L239 192L238 195L234 192L229 191V190H227ZM32 193H34L36 196H33L32 198L27 196V194H32ZM94 193L96 196L92 198V196H90V195L94 194ZM230 194H231V196L236 194V197L238 196L237 199L236 198L234 199V197H231ZM4 195H6V196H4ZM190 195H192V197ZM193 195H195V196H193ZM73 196H74V198L72 199ZM75 196L78 197L79 200H82L80 202L82 205L85 204L86 200L87 201L90 200V202H92V203L94 202V205L93 204L90 205L91 206L90 208H95L97 206L96 208L100 209L99 211L107 212L108 214L106 213V215H111V216H109V222L110 223L107 224L106 226L99 227L98 221H96L89 226V228L87 229L86 232L82 233V231H80L79 233H76L74 230L77 229V227H78L77 224L80 222L82 224L85 220L89 221L92 219V217H87V215L83 211L84 209H82L81 207L78 208L79 209L78 214L73 211L74 207L70 209L71 211L70 210L67 211V208L69 207L70 202L73 203V206L75 204H77V202L75 201L76 200ZM79 196H81V197H79ZM191 199L192 200L194 199L196 202L192 201ZM224 199L227 200V197ZM51 201H53L51 204L57 203V205H55L53 207H51V206L45 207L44 206V204L48 205L47 203L51 202ZM123 201H125V202H123ZM126 201L128 202V200H125V199L122 200L121 205H124V203L127 204ZM236 201L240 204L236 203ZM231 202H235V203H231ZM102 204L104 206H102ZM246 205H247V207H246ZM37 206H40L41 209L38 208ZM92 206H94V207H92ZM31 207H35L36 211L31 210ZM62 207H63V211H62ZM75 207H77V206L75 205ZM122 208H124V207H122ZM57 209H59L61 211H59ZM42 211H43L44 215H43ZM85 211L91 212V209L89 211H87V210H85ZM16 212H18V213H16ZM49 212L53 213L54 215H58V214L61 215L60 216L61 218L59 221L61 223H58V225L55 226V228L57 227L58 229L57 228L55 229L54 227H52L51 220H53L54 217L49 216L48 215ZM60 212L61 213L63 212V214H60ZM199 212L200 211H198V213ZM168 214H170V215H168ZM46 216H47V218H46ZM74 217L76 218V220ZM208 221H209V223H208ZM35 222H37V223L34 225ZM235 222H236V224H235ZM13 223H15V224H13ZM69 223H71V224H69ZM205 223H208V226L210 227V229L206 228V230L209 229L207 232L211 235H208V238H204L202 240V239H200L199 236L198 237L196 236V234H195L196 232L194 229L197 230V226L205 225ZM243 224L244 225L246 224V225L244 226ZM37 225H39V226L37 227ZM44 225H45V227H44ZM184 226H186V227L188 226V229H190L189 233H187L186 229H184L185 228ZM70 227H73V228H70ZM92 227H97L99 229V231H96V232L91 231ZM66 229H67V231H66ZM235 229H236V231H235ZM69 234H71V235H69ZM98 236H107L112 240L116 239V241H117L116 248H115L116 250L113 253H106L104 250L100 251L101 247L98 246L97 244H95L93 241L94 238L98 237ZM164 236H165V238H164ZM59 237L61 239H59ZM168 238L169 239L171 238V240H169ZM164 239L167 241H165ZM60 240H62V241H60ZM87 241H88V245H85V246L79 245V242H87ZM162 241H164V242H162ZM204 244H207L208 250L202 246ZM80 246L84 247V248H80ZM94 246L96 248H98L99 251L94 250L95 249ZM51 247H53V249ZM170 248H168V250H170ZM171 252H173V253L171 254ZM178 252H180V254ZM63 253L65 254V256ZM43 254L46 256H43ZM90 255L92 257H90ZM177 255H178V257H177ZM200 256H203L200 259V260H202V262L199 260ZM227 256H230V257H227ZM35 257H36V259H35ZM204 258H206V260H205L206 262L207 261H209V262L206 263L203 260ZM227 258H228V260H227ZM187 259L190 261H188ZM229 260H231V261H229ZM203 261L205 263H203Z\"/></svg>", "mask_w": 264, "mask_h": 264}, {"label": "water", "instance_id": "obj_3", "mask_svg": "<svg viewBox=\"0 0 264 264\" xmlns=\"http://www.w3.org/2000/svg\"><path fill=\"white\" fill-rule=\"evenodd\" d=\"M91 49L86 42H65L61 48L50 53V62L55 67L54 81L45 96V109H54L56 126L74 132L84 124L101 98L103 73L95 64H88Z\"/></svg>", "mask_w": 264, "mask_h": 264}]
</instances>
